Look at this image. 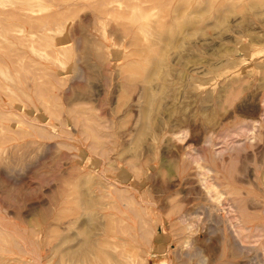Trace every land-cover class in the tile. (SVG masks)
<instances>
[{"label": "rangeland", "instance_id": "rangeland-1", "mask_svg": "<svg viewBox=\"0 0 264 264\" xmlns=\"http://www.w3.org/2000/svg\"><path fill=\"white\" fill-rule=\"evenodd\" d=\"M95 1L0 0V264H264V0Z\"/></svg>", "mask_w": 264, "mask_h": 264}, {"label": "bare ground", "instance_id": "bare-ground-1", "mask_svg": "<svg viewBox=\"0 0 264 264\" xmlns=\"http://www.w3.org/2000/svg\"><path fill=\"white\" fill-rule=\"evenodd\" d=\"M93 1H95V0H59V2H62V4H79L80 5V3L81 4H89V3H92V4H94L93 3ZM100 1H102V0H100ZM104 1V0H103ZM106 1H108V0H106ZM106 1H104V2H106ZM111 1V0H110ZM110 1H108V3L110 2ZM113 1V0H112ZM111 1V2H112ZM95 2H97V3H99L98 2V0L97 1H95ZM104 2L103 3H101V5L102 4H104ZM111 2H110V4H111ZM113 2H115V0L113 1ZM112 2V3H113ZM100 4V3H99ZM27 10L29 11V15H27V16H29V17H32V15H33V13L36 11V9H35V5H34V0H27ZM78 5V6H79ZM96 5V4H95ZM90 6H92L91 4H90ZM89 6V7H90ZM108 7V6H107ZM17 8V7H16ZM20 8V7H19ZM42 8V7H41ZM83 8V7H82ZM85 8H86V6H85ZM84 8V9H85ZM96 8V7H95ZM18 10V9H17ZM23 10V9H22ZM18 11H20V10H18ZM16 12V11H15ZM58 13V12H57ZM142 13V12H141ZM15 14V13H14ZM100 14V13H99ZM104 14V13H103ZM113 14V13H112ZM137 14H139V15H137L136 16V21H138L139 19H140V17H141V15H140V13H137ZM2 15H3V13H2ZM105 15H107V14H105ZM110 15H111V13H110ZM24 16V15H23ZM51 16V15H50ZM54 15H52V17H53ZM25 17V16H24ZM42 17H44V16H42ZM142 17H143V15H142ZM141 17V18H142ZM45 18V17H44ZM28 19H30V18H27V20ZM32 19H34V18H32ZM31 20V19H30ZM43 21H45V19H42V20H40L39 22H43ZM102 22H100V24H101ZM103 30V29H102ZM105 33V32H104ZM27 40V39H26ZM77 50V49H76ZM87 51V50H86ZM92 54H93V56H94V58H93V60H94V64L96 65V64H98V63H104V62H106L107 61V59H108V56H107V54L105 53V51H103V46L100 44V43H96L95 45H94V48L92 49ZM87 59L89 60V56L87 57ZM92 65V64H91ZM84 73V72H83ZM79 78V77H78ZM1 107V106H0ZM4 108V107H3ZM2 108V109H3ZM4 111H6V109L4 110ZM11 111V110H10ZM1 113V112H0ZM9 113V112H8ZM4 128V127H3ZM91 144H93V143H91ZM132 196V195H131ZM125 205V203L123 204V206ZM115 207H116V205H115ZM116 209H118V208H116ZM118 211V210H117ZM144 211V210H143ZM183 215V214H182ZM181 215V216H182ZM188 217V216H187ZM180 219H181V221H182V223H185V220L183 221L182 220V218L183 217H179ZM184 219V218H183ZM187 219V218H186ZM188 220V219H187ZM118 221V220H117ZM139 223V222H138ZM232 224V223H231ZM141 226V225H140ZM126 227H128V226H126ZM124 228V227H123ZM122 228V229H123ZM148 228H150V227H148ZM110 229V228H109ZM130 229V228H129ZM128 229H126V231H127ZM151 231V230H150ZM120 232V231H119ZM129 233V232H128ZM129 235H130V233H129ZM130 237V236H129ZM133 238V237H132ZM133 240V239H132ZM144 240V239H143ZM135 241V240H134ZM145 241V240H144ZM236 242V241H235ZM237 244V243H236ZM111 247V251H108V252H104L103 251V246H98V247H96V249H95V254L94 255H96V264H139V259H138V257H137V250H131L130 251V253L128 254V256L126 255H124L125 253H124V251H123V248H122V246H121V243H114L113 245H111L110 246ZM128 250V249H127Z\"/></svg>", "mask_w": 264, "mask_h": 264}]
</instances>
